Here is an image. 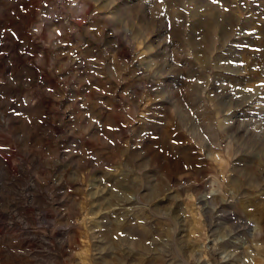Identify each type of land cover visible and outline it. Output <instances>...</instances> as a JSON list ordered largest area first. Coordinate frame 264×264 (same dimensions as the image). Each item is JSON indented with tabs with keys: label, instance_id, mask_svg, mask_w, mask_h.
Here are the masks:
<instances>
[{
	"label": "rangeland",
	"instance_id": "374dc122",
	"mask_svg": "<svg viewBox=\"0 0 264 264\" xmlns=\"http://www.w3.org/2000/svg\"><path fill=\"white\" fill-rule=\"evenodd\" d=\"M0 264H264V0H0Z\"/></svg>",
	"mask_w": 264,
	"mask_h": 264
}]
</instances>
